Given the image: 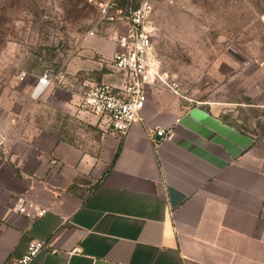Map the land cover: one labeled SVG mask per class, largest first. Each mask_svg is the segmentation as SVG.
I'll use <instances>...</instances> for the list:
<instances>
[{
	"label": "crops",
	"instance_id": "0c3cea01",
	"mask_svg": "<svg viewBox=\"0 0 264 264\" xmlns=\"http://www.w3.org/2000/svg\"><path fill=\"white\" fill-rule=\"evenodd\" d=\"M217 108L157 82L99 152L38 128L0 135V264L31 239L47 248L26 264H264V135ZM19 194L48 211L19 214Z\"/></svg>",
	"mask_w": 264,
	"mask_h": 264
},
{
	"label": "rangeland",
	"instance_id": "374dc122",
	"mask_svg": "<svg viewBox=\"0 0 264 264\" xmlns=\"http://www.w3.org/2000/svg\"><path fill=\"white\" fill-rule=\"evenodd\" d=\"M101 1L0 0V135L38 128L99 152L109 129L78 103L88 87L120 77ZM152 2L163 79L186 104L218 107L223 121L264 135V0ZM90 29L96 34L88 37ZM46 72L53 83L34 93Z\"/></svg>",
	"mask_w": 264,
	"mask_h": 264
},
{
	"label": "built area",
	"instance_id": "2783aa9c",
	"mask_svg": "<svg viewBox=\"0 0 264 264\" xmlns=\"http://www.w3.org/2000/svg\"><path fill=\"white\" fill-rule=\"evenodd\" d=\"M99 21L112 25L108 37L115 43L111 56L112 64L120 77L114 81H104L88 87L82 93L78 106L84 112L96 116L111 133L121 138L134 123L143 119V108L150 84L163 82L159 65L153 57L155 35L154 4L152 0H140L137 6L119 5L116 0L99 2ZM120 26H123L120 28ZM96 34L90 29L86 36ZM22 72L18 80L25 79ZM53 83L51 73H44L36 82L34 93H42ZM0 138V145L2 144ZM14 210L29 219L35 220L45 215L48 208L26 195H17ZM43 240L31 239L26 252L16 264H26L41 250L46 249ZM55 251V249H50ZM75 250L79 251L76 247Z\"/></svg>",
	"mask_w": 264,
	"mask_h": 264
}]
</instances>
